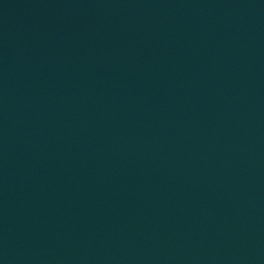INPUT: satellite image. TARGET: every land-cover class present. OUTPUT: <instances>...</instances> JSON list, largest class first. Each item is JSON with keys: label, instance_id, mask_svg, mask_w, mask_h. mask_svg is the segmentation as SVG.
<instances>
[{"label": "water", "instance_id": "1", "mask_svg": "<svg viewBox=\"0 0 264 264\" xmlns=\"http://www.w3.org/2000/svg\"><path fill=\"white\" fill-rule=\"evenodd\" d=\"M0 264H264V0H0Z\"/></svg>", "mask_w": 264, "mask_h": 264}]
</instances>
